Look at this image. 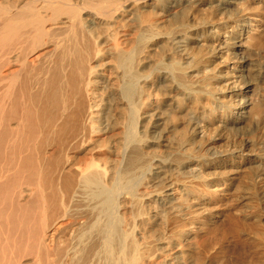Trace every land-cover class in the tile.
<instances>
[{"label":"bare ground","instance_id":"6f19581e","mask_svg":"<svg viewBox=\"0 0 264 264\" xmlns=\"http://www.w3.org/2000/svg\"><path fill=\"white\" fill-rule=\"evenodd\" d=\"M0 264H264V0H0Z\"/></svg>","mask_w":264,"mask_h":264},{"label":"rangeland","instance_id":"374dc122","mask_svg":"<svg viewBox=\"0 0 264 264\" xmlns=\"http://www.w3.org/2000/svg\"><path fill=\"white\" fill-rule=\"evenodd\" d=\"M222 48L223 47L220 46L218 49H222ZM205 58H206V55H205ZM194 73L195 72H191V70L189 71V74L192 75V77H195ZM238 86L243 87V85H240V84ZM202 124H204V121L200 123V125ZM202 132H203V136H201ZM211 132H212L211 127H209V125H205L203 128H200L199 130L197 131L195 130L194 132H192L191 135L194 136L195 141H197L195 145L205 144L206 142H208L207 140L209 139L208 137L211 136L213 137L212 138L213 142L211 146H213L217 150L233 149V147L230 146V144L225 138H220L217 132H214V133H211ZM171 136H172L171 138H173L174 141H177V139H179L182 136V134L181 132L180 133L176 132V133H173V135ZM201 137L203 138L199 139ZM198 140H200V142H198ZM183 145L184 147H186L187 144H183ZM235 152H237V154H234V155H239L240 151H235ZM242 153L245 155L251 156V155H254L256 152L254 151V152L249 153L244 150L242 151ZM209 172H211V170L205 169L203 171V175L205 178H209L211 176L208 174ZM145 198L148 199V196H145ZM232 199H233V196L229 192L227 195V200L222 204V207H224L227 210L228 216L227 218L223 220L222 229H219V231H223L225 233V236L228 238L226 240L228 242L227 246L230 247L231 244H235L231 246L230 248H228L227 252L231 253L233 256L238 255V257L240 256L243 257V261L246 263L247 260H250L251 255H252V248H251L252 247V244H251L252 223L251 221H248V220H241L239 215L233 214L232 211L234 209H238V205L240 204H238V201L232 203ZM239 202L241 201L239 200ZM233 205L236 208L232 207ZM168 214L169 215L167 216V221L165 223L163 222L160 223L158 228L162 231L167 230L168 232H171V231H174L176 220L174 219V212L168 213Z\"/></svg>","mask_w":264,"mask_h":264}]
</instances>
